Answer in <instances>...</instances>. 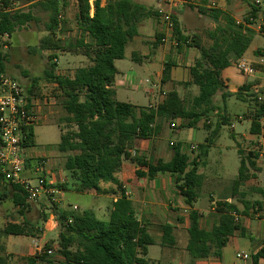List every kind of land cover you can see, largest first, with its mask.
Here are the masks:
<instances>
[{
	"label": "trees",
	"instance_id": "obj_1",
	"mask_svg": "<svg viewBox=\"0 0 264 264\" xmlns=\"http://www.w3.org/2000/svg\"><path fill=\"white\" fill-rule=\"evenodd\" d=\"M27 2L30 3L29 11L15 9L13 0L3 1L0 6V38L6 34L11 36L33 22L44 21L49 34L41 40L39 49L53 51L48 56L51 70L46 73V80L56 85L55 94L65 111L62 120L69 125L65 131L58 124L61 130L58 150L68 155L64 169L80 181V191L110 195L117 197V200L113 202L110 217L106 221L98 219L91 210L63 213L56 207L57 215L60 214L61 218L60 253L64 260L55 263L44 253L20 256L18 264H151L152 261L146 257L155 239L150 234V226L137 218L118 178L125 161L139 168L136 173L140 178L151 179L157 173L176 177L179 195L192 208L187 251L193 261L221 258L224 248L236 233L247 235V228L240 221V216H249L252 209L261 207L260 201L251 202L246 199L245 193H239L241 184L255 177L251 169H256L259 154L253 151L245 154L239 149L240 167L237 178L232 182V195L243 204V209L236 202L217 201L215 211L218 218L212 230L206 231L200 228L201 214L193 207L200 197L205 180L204 175L199 173V160L208 155L209 145H199L201 152L193 161L183 152L181 144L171 146L173 156L169 161L147 159L131 151L137 141L158 134L166 122L176 124L178 121V128L182 129L197 128L204 119L220 114L217 98L225 103L231 96L244 102H254L250 132L260 135L264 100L259 101V96L251 90V86L244 85L235 93L229 92L223 79V71L244 57L253 42L255 31L238 23L224 10L200 6L198 12L217 23L216 28L208 32L211 44L206 46L201 37L184 35L178 17L173 15L178 48L186 45L201 53L190 68L191 79L182 83L184 86H197L199 93L186 101L178 90L173 89L157 107H137L114 100L110 86L118 74L115 61L125 58L126 47L138 35L140 23L149 17H159L156 10L133 0H106L105 5H102V0H95L93 7L90 0H77L80 35L66 45L61 36L65 33L64 26L67 23L62 19L68 7L67 0ZM36 7H40L43 17L35 15L33 8ZM258 11L252 5L249 16L256 18ZM249 16L245 18L246 22H249ZM87 35L90 42L85 41ZM63 51L80 53L87 57L89 63L77 68L72 76L56 75L54 69L57 64L54 60L58 58L57 53ZM262 54L258 52V56ZM6 60L8 54L2 51L0 44V74L5 73ZM174 66L173 62L165 64L163 83L170 80ZM39 81V78L33 80L31 90L23 85L29 96L43 94L37 89ZM225 123L226 118L223 117V123L220 124ZM204 127L210 129L206 123ZM24 146H35L33 126L26 131ZM143 167L147 168V173L141 171ZM5 183V188L9 186L13 192V203L22 207L20 212H28L32 204L27 202L22 187L11 182ZM2 191L0 200H3ZM69 218H72L71 223ZM47 220L48 215H43V222ZM36 225V222L24 218L22 223H8L0 229V235L40 237L42 227ZM159 228L163 232L162 243L174 246V227L166 224ZM45 247L48 249L49 245ZM1 249L5 253L4 244ZM262 259L264 246L253 255V264H259ZM0 264H7L6 257L0 258Z\"/></svg>",
	"mask_w": 264,
	"mask_h": 264
},
{
	"label": "rangeland",
	"instance_id": "obj_2",
	"mask_svg": "<svg viewBox=\"0 0 264 264\" xmlns=\"http://www.w3.org/2000/svg\"><path fill=\"white\" fill-rule=\"evenodd\" d=\"M38 1V0H36ZM93 1V0H90ZM137 3L143 4L148 8L156 10L158 5L162 2L161 0H133ZM242 2L244 5L249 7L248 10L251 9V6L254 5L257 7L261 14L253 24L255 31V35L253 36V42L247 51V54H251L250 58L253 60L256 56V51L258 49L264 51V33L258 29L260 23H262L261 17L264 13V0H262V4L259 6L256 4V0H226L227 6L224 8H228V11H234V8L231 5H234L235 2ZM68 7L62 15V19L66 20L67 23L65 27V33L61 36V38L65 37L66 39H71L76 35L78 36L77 31V8L73 2V0H67ZM213 1L207 0V2H203V0H192L190 3L181 5L175 12L179 19L180 25H182L181 30L184 35L188 37L199 36L203 41V44L208 46L211 44V40L209 38L208 32L214 30L217 26V23L213 21L211 18L201 15L198 12L200 6L209 7L211 6ZM27 4L26 0H13V7H19L21 5ZM212 8H216V6H212ZM24 11L30 10V5L22 8ZM225 11V10H224ZM226 11V12H228ZM33 12L38 17H43V13L40 11V7L33 8ZM263 12V13H262ZM235 15H237L235 13ZM249 11L242 15L240 20H245L248 17ZM44 21L33 22L30 24L31 28H36L43 26ZM167 41H177L176 37ZM36 41H13L14 51L12 52V48L10 47V41H3L0 39V44L2 45V51L4 53H9V61L13 60L15 62L17 60L20 64V68L14 67L16 63L9 64L8 66L11 68L5 71L6 74L17 79L21 84L24 81L22 76L15 70L20 69L21 71H33L35 76H40L39 69L35 68V62L38 59V51L40 52L39 45L36 46ZM70 42V41H68ZM5 44H8V48H4ZM258 47L257 50H253L254 47ZM25 48V49H24ZM176 50L177 47L174 46ZM195 52L201 54L199 50L194 48L191 49V53ZM255 53V54H254ZM68 55H70L68 57ZM186 55L183 57H177L178 62L181 59H184ZM71 57L75 58L72 59ZM59 65H67L65 66L64 72L68 75H73L78 67H82L83 64H88L86 62L85 57L81 55H72V54H63L58 53ZM83 60V61H81ZM242 60L249 61V57L242 58ZM74 61V62H70ZM85 61V62H84ZM65 62V63H64ZM126 67L129 65V61L124 60L123 64ZM232 68L228 70V74H233L236 83H231L230 89L234 88L237 83L243 81L244 79L252 80L256 79L253 77L246 78L244 75L240 73L237 69L236 63L231 66ZM9 70V71H8ZM139 81L137 88H126L120 87L118 88V100L121 102L131 103L136 105L137 107H146L150 104V97L146 93V89L152 85V83H146V79L154 80L153 71H141L138 74ZM259 85H264V76H261L258 79ZM255 83V82H254ZM188 86L181 87V96L189 101L192 99L194 92L188 90ZM252 88V87H251ZM46 95L50 96V88H47ZM195 89L198 91V87L195 86ZM253 89V88H252ZM261 95L264 99V86L260 88ZM254 91V90H252ZM217 102L221 108L220 114L213 115L208 119H204L200 123V128H176L175 130H180L178 132H174L170 134V139L173 141H178V143L190 145H209L208 155L203 158V162L201 165V172L206 178V182L204 183V190L209 191L208 198L210 204H207L206 207V215L203 218V226H211L213 221H216L218 218V213L213 210V206L211 204V200L213 199L212 194L215 192L218 194H231L232 193V182L237 178L240 167V155L239 149L245 152V154L250 153V151L256 152L259 154V158L256 160L257 167L256 169H251V173L255 174L254 178H251L250 181L243 183L240 188V193H245V197L247 200L251 202L260 201L261 207L256 206L255 209L250 211L249 216H240V221L245 223V221H250L252 228L250 231L255 235L256 240L252 241L249 236H239L236 239L234 244H230V246L224 249L223 254V264H252L253 263V255L256 252V248H261L262 243L259 241L260 231H264V138L260 136H254V138L246 139V136L249 133V128L251 125V117L254 115V102H244L236 98V96L229 97L226 102H222L219 98H217ZM249 106H247V104ZM157 105V103L155 104ZM43 113L47 116L44 120L46 123H37L34 126L35 131V147L36 151L39 153L46 154L51 158H55L58 162V165H63L67 158V154H61L57 150V145L61 139V128L68 129L69 125L64 122L62 119L65 115V111L63 110L62 104L55 103L50 105H44L42 109ZM53 115V116H51ZM242 117L239 119V117ZM223 117L226 118L225 124L223 123ZM52 120L55 122H52ZM245 120V121H244ZM247 120V121H246ZM178 124V121H176ZM235 124V128H231V123ZM210 125V129H205L204 124ZM59 124V125H58ZM167 126L171 125V122L165 123ZM191 151V150H189ZM200 148L191 151L190 157L191 159L196 158L200 154ZM30 152L27 149V157H29ZM60 157V158H59ZM47 160V159H46ZM64 166V165H63ZM29 171V175L33 174V169L27 168ZM204 192V191H203ZM202 194V192H201ZM222 195V196H223ZM67 197V199H66ZM238 197H241L238 195ZM60 198V197H55ZM221 199L226 197H219ZM62 202H56V204L60 207V205L65 206L67 200L75 203L81 207V211L83 210H93L96 217L100 220L106 221L108 217L104 215V212L98 208L97 200L93 197L77 193L75 191L70 190L67 194L62 196ZM202 199L200 198L195 206L199 207ZM240 209H243V204L239 202L237 199L233 198ZM32 210L29 211V217L32 222L37 223V227H42L40 237H27V236H15L12 235L10 238V250L14 253L7 254L3 253L1 247L5 243V239L3 235H0V258L6 257L7 264H18L19 257L22 253H29L28 248L31 247L30 251L36 253V246L45 247L49 245V249L53 251V254L48 256L47 258L52 260L55 263H60L64 260L62 254L60 253L61 249V241H60V214L57 215L56 205L49 201V197H41L36 203L32 204ZM10 207L7 208L9 210ZM3 211V210H2ZM48 215L47 222L52 218L54 222L53 230H48L46 228V223L43 222V215ZM52 227V225H50ZM49 232L44 238L45 233ZM42 237V238H41ZM184 240L182 237L178 241L177 247L174 248H162L161 245H154L150 248L148 258L152 259L153 264H179L181 261L180 257L185 258V260L191 259L190 254L186 258L183 250ZM256 246V248H255ZM172 253V259L168 257V253ZM17 253V254H15ZM237 253H247L249 255V259L244 260L237 257ZM260 264H264L262 260Z\"/></svg>",
	"mask_w": 264,
	"mask_h": 264
},
{
	"label": "crops",
	"instance_id": "obj_3",
	"mask_svg": "<svg viewBox=\"0 0 264 264\" xmlns=\"http://www.w3.org/2000/svg\"><path fill=\"white\" fill-rule=\"evenodd\" d=\"M94 1L95 0L92 1V6H93ZM211 1H213L212 3L216 6V8L214 9H221V10L228 11V8H224L225 6H227L226 0H211ZM73 2L77 8V14H78L77 0H73ZM105 4H106V0H102V5H105ZM29 5L30 3L27 2V4L21 5L19 7L15 6L14 8L22 9ZM231 7L234 8V11L232 12L229 10L228 13H230L236 20L241 19L242 15L247 13L248 11L250 12V10H248L249 7H247L240 1L235 2V4L231 5ZM93 12H94V8L92 9V13ZM235 13L237 15H235ZM77 31H78V36H79L80 34H79L78 24H77ZM48 34L49 33L46 31V26L44 23L43 26L36 27V28H31V26L29 25L20 30H17L11 36L6 34L0 39L3 41H10L11 43L10 47L12 48V52H13L15 50L13 47L14 45L13 41H36L35 42L36 46H38L39 42H41V40L44 37H47ZM75 36L76 35H74V37H72L71 39H66L65 37H63V39L66 41V45L70 44V42L68 41H73L78 37V36L77 37ZM173 37H175L174 31L171 32L167 28V26L164 23H162L156 16L146 18L139 24V33L128 43L126 47L125 58L122 60L115 61L118 74L112 86H110V90L112 91L114 100L120 101L118 100V88L120 87H126V88H136L137 87L138 88L139 87V85H137V82L139 81V77L137 74L141 71H153L154 73V80L146 79L145 81L146 83H150V82L152 83V85H150V87L146 89V93L150 97V104L146 107H157L158 104L164 101L166 94L173 89L178 90V92L181 95V87L184 86L182 83H185L191 79L190 68L194 65L196 59L199 58L201 54H198L195 52H192V54L189 53L191 52V49L194 47L183 45L181 48H178V41H167V40L173 39ZM163 38L167 39L166 42H162ZM85 41L90 42V37L88 35L86 36ZM174 46L177 47L176 50L174 49ZM8 47H9L8 44H5L4 48L6 49ZM257 48H258L257 46L254 47V49H252V52L253 50H257ZM258 52L264 53L263 50L258 49L256 51V56L253 59V61H256L258 59L259 57ZM52 53L53 51L51 50H44V51L40 50V52L38 51L37 53L38 59L34 65L36 69H39L40 76H35L33 74V71L32 72L27 71V70L21 71L20 69H17L15 71H17L22 76L24 80L22 82V85H24L27 90H31L33 86V80L35 78H39L40 81L37 85V89L38 90L40 89V92H42L43 94H46L45 92L46 90H48L47 88H50L51 92L49 93L50 94L49 98L51 99V104H55V103H60L59 98L55 94L56 85L46 80V73L50 72L51 70L50 69L51 62H49L48 56ZM58 53H63V54L70 53L72 55H76V56L81 55L85 57L84 55L73 52V51H63V52H58ZM247 53L248 52L245 53L243 58L249 57V60H251L250 58L251 54H247ZM184 54L186 55L184 59H181V61L178 62L179 60H177V57L181 58L183 57ZM69 56L70 55H68V57ZM9 58L10 57L8 55V60H6L5 62V71H7V68L8 69L10 68L8 66L9 64L11 65L12 63L18 62L17 60H15V62H12L13 60L9 61ZM71 58L75 60V58L73 57ZM85 59L87 62L88 61L87 57H85ZM124 60L129 61V65L127 67L125 65H121V66L119 65V64H123ZM54 61L57 64L54 69V73L56 75H68V74H65L64 69H63L67 65H64V64L59 65V58H56ZM70 62H74V61H70ZM167 62H173L175 66L171 69L170 80L163 83L162 82L163 71H164L165 64ZM86 65L87 64H83L82 66H86ZM14 67L20 68V64L16 63ZM231 68L232 67H229L223 71V79L225 81V84L229 92L235 93L244 85L251 86L253 88V89L251 88V90H254L255 85H259V83L256 84V82H259L258 79H260L261 76H258L256 79H252L250 81L247 79H244L243 81L237 83V85L234 88L230 89L231 83L238 82L236 81L233 74L229 75L227 73L228 70ZM9 70H11V68ZM69 76H72V75H69ZM263 86L264 85H262V87ZM187 88L188 90L194 92L192 97H195L196 95H198L199 88H198V91L195 89V86L193 85L188 86ZM156 103L157 105H155ZM247 106L249 105L247 104ZM263 119L264 118H262V121ZM249 121L251 122V120ZM52 122L54 121L52 120ZM175 123L178 127L179 122L178 124L177 122ZM232 125H234V127H232ZM176 128H172L171 125L167 126L166 124H164L158 134L152 136L149 139L137 141L131 152L133 154L137 153L139 156L145 157L147 159H163L165 161H169L171 160L173 156V150L171 146L176 145V144H181L183 152L187 153L190 156L191 151L194 152V150H191V147L193 145L188 146L187 144L178 143V141H173L172 139L169 138L171 133L178 132L181 130V129L175 130ZM197 128H200V123ZM231 128L233 129L235 128V124L233 122L231 123ZM254 136L256 135L251 134L250 128H249V133L246 136H244V138L249 139L250 137L254 138ZM57 150H58V145H57ZM28 151L30 152V155L28 157V168L30 169L32 168L34 170L37 160L41 157H44L45 159H47V162H48L47 170L49 173L52 174L51 178L53 182L56 184V187L62 190V196L70 192V190L75 191L77 193L89 195L93 197L95 200H97L98 208L102 210L104 212V215L107 216L109 219L111 210L113 208V202L117 200V197L110 196V195H98L92 192L80 191L79 190L80 181L74 178L69 171L64 169L63 165L65 162L63 163V165H58L57 164L58 161L55 158H51L47 156L46 154L39 153L38 151H36L35 146L28 148ZM194 159H191V161H193ZM202 162H203V159L201 158L199 160V163H200L199 173L200 174H203L201 172ZM137 169L139 168L135 164L129 161H125L122 165L120 173L118 174V178L121 181L123 188L125 189L127 200L131 203L132 207L134 208L137 218L140 221H143L150 226L149 227L150 234L155 239L154 245H157V244L161 245L162 248L164 249H167L170 246L162 243L163 232L159 227L162 225H166V224L172 225L174 227L173 234L176 239V244L170 248L177 247L178 241L182 237V239L184 240V245L182 248L187 258L189 254V252L187 251V245L189 241L188 229L190 228V224H191L190 213H191L192 208L189 205H187L185 203L184 198L181 195H179L178 190L176 188V177L171 176L169 174L157 173L151 179H149L148 177L140 178L137 176V173H136ZM141 171H143L144 173H147L148 170L147 168L143 167L141 168ZM205 182L206 180H204V183ZM61 185L63 187H61ZM242 185L243 184H241V186ZM5 186H6V183L2 181L1 179L0 180V190H3L2 191L3 200H0V229H3L8 223H22L24 221V218L30 220L29 211H31L33 208L31 206V209L28 212H26L25 214H22L20 212L19 207L13 203V200H12L13 192L11 191L10 187L8 186V188L6 189ZM204 187L205 186L203 184V187L201 190L202 194L200 193V197H199V199L200 198L202 199L201 204L199 207L194 206L193 209L198 210L201 214V217L199 220L200 228L206 231H211L215 224V221H213L211 226L209 225L203 226V223H202L203 218L207 212L206 211L207 204H210L209 198H208L209 191H205ZM210 193L213 196V199L211 200L212 205H214L217 201L235 202L233 201L232 193L230 195L229 194L223 195V194H220L219 192L217 194L212 191ZM219 197H226V198L221 199ZM59 204H61V202ZM8 207H10L9 210H7ZM56 207L63 213L70 212V211L82 213L86 211V210L81 211V207L79 205L72 203L69 200H67L65 206L60 205L59 207L56 204ZM74 207H77V209L75 210ZM213 210H215V206H213ZM52 218L49 220L48 223H46V228H48V230L50 231L53 230L55 226L53 225L55 221H53ZM68 221L71 223L72 218H69ZM242 224L247 228L246 236H249L252 241L256 240L255 235L252 233V231H250L252 228L250 221L246 220L245 223H242ZM50 225H52V227ZM48 233L49 232L45 233L44 236L42 237L44 238ZM11 236H7V237L3 236L5 239V243H4L5 253H7L8 255L14 253L10 250V243H9L10 238L9 237ZM239 236H242V235H240L239 233H236L230 239V242L226 247L230 246V244H234L236 242V239ZM259 241H261L262 243V246H261L262 248L264 246V231H260ZM152 246L149 247V251ZM261 248H258V249L256 248V252L259 251ZM30 249L31 247L28 248L29 253H22L20 254V256L34 255V252L32 251L31 253ZM149 251H148V254H149ZM223 254H224V250H223ZM223 254L221 258L210 257V258L196 260V261H193L191 259H189L188 261V259L185 260V258L183 260V258L180 257L181 261L179 262V264H223ZM172 256L173 255L171 252L168 253V257L170 258V260L172 259ZM146 258L149 259L148 255ZM150 260L152 261V259ZM244 260H247V259H244ZM262 260L264 261V259ZM151 264H153V261Z\"/></svg>",
	"mask_w": 264,
	"mask_h": 264
},
{
	"label": "built area",
	"instance_id": "obj_4",
	"mask_svg": "<svg viewBox=\"0 0 264 264\" xmlns=\"http://www.w3.org/2000/svg\"><path fill=\"white\" fill-rule=\"evenodd\" d=\"M3 1L0 0V6ZM161 1L156 9L158 19L172 32L175 27L173 15L176 10L192 0ZM90 2L92 6V1ZM256 4L259 6L262 4V0H256ZM212 6L215 5L212 3L209 8H212ZM260 14L259 10L256 18L248 15L249 22L240 19L237 22L256 30L253 24H255ZM261 20L262 23H260L258 29L264 33V17H261ZM166 40V38H163L162 42H166ZM236 66L245 77L257 78L258 76H264V53L256 61L240 59L236 62ZM260 88H262V85H255L254 92L259 96V101H263ZM50 104L51 99L48 95L29 96L17 79L5 73L0 74V176L2 181L21 186L26 194L27 202L30 204L36 203L41 197H49V201L52 203L62 202V190L56 187L53 182L52 174L47 170L48 162L44 157L37 160L33 174L29 175L27 170L28 148L24 146L27 129L31 126L34 127L37 123H46L44 120L47 116L42 109L44 105ZM241 118L240 116L239 119ZM171 127L176 128L177 125L172 123ZM258 136L264 138V119L261 133ZM197 148V145H193L191 150L195 151ZM21 208L19 207V209ZM74 209L76 210L77 207H74ZM44 253L50 256L53 251L46 247H36L35 254L41 255ZM237 257L241 259L249 258L246 253H237Z\"/></svg>",
	"mask_w": 264,
	"mask_h": 264
}]
</instances>
